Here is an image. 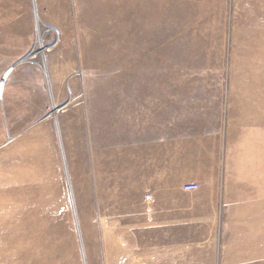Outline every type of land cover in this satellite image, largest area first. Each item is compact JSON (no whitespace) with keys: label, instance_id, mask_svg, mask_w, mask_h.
Instances as JSON below:
<instances>
[{"label":"rangeland","instance_id":"rangeland-1","mask_svg":"<svg viewBox=\"0 0 264 264\" xmlns=\"http://www.w3.org/2000/svg\"><path fill=\"white\" fill-rule=\"evenodd\" d=\"M9 68L0 264H264V0H0ZM161 134L174 223L124 185Z\"/></svg>","mask_w":264,"mask_h":264},{"label":"crops","instance_id":"crops-1","mask_svg":"<svg viewBox=\"0 0 264 264\" xmlns=\"http://www.w3.org/2000/svg\"><path fill=\"white\" fill-rule=\"evenodd\" d=\"M11 72L12 70L8 73L7 79L10 76ZM3 91L4 87L1 92V97L3 95ZM163 136L164 134H161V137L159 135V137L157 136V138L151 136L150 138H148V140L145 139L147 141V147H143L142 149L137 148L134 143L132 144L133 148H130L129 152H131L133 156L141 155L142 163L136 165L134 170H131V172H129V170H124L126 178H124L125 183H123L126 186L132 184L133 187H138V192L144 191L153 192L154 194H162L163 196L157 195L154 198L155 208L157 209V212H155L154 214V216L156 217V221L161 222L162 218H164L163 214L160 213L163 210L160 205H163V208H165L166 206L167 208L175 210V212H173L174 217H171L172 219H167L169 222L174 223L175 215H179V211L175 208L181 207L180 203H176L175 200L177 199V197H179L178 194L181 193V190H179V185L169 178L178 176L180 174L177 171V163H180L177 161L174 155H170L171 152H176V148H173L172 151L170 149L171 145H176L175 140L170 139L168 141L167 139L163 138ZM144 150L148 151V153L146 154ZM140 170L141 173H139ZM120 176H122V173H120ZM120 181H122L121 178ZM160 199H162L161 202L158 201ZM164 199L167 200L164 202ZM169 199L173 200L174 203L170 202ZM169 214H172V212H169ZM142 224H146L145 218H142ZM142 230L144 231V229ZM143 247V256L146 257L145 252L147 251L149 254V248L147 250V244L145 241L143 242ZM174 256L175 255L171 256L167 254H158V258L155 261H151V263L149 264H177Z\"/></svg>","mask_w":264,"mask_h":264},{"label":"built area","instance_id":"built-area-1","mask_svg":"<svg viewBox=\"0 0 264 264\" xmlns=\"http://www.w3.org/2000/svg\"><path fill=\"white\" fill-rule=\"evenodd\" d=\"M5 84H6V78L2 77L0 79V88H3ZM195 188H196V185H193V184H189V185L186 186V189L188 191L193 190Z\"/></svg>","mask_w":264,"mask_h":264},{"label":"bare ground","instance_id":"bare-ground-1","mask_svg":"<svg viewBox=\"0 0 264 264\" xmlns=\"http://www.w3.org/2000/svg\"><path fill=\"white\" fill-rule=\"evenodd\" d=\"M11 70H12V69L9 68V69L5 72V75H4L3 77L6 78V80H7L8 73H9ZM2 89H3V88H0V96H1Z\"/></svg>","mask_w":264,"mask_h":264}]
</instances>
